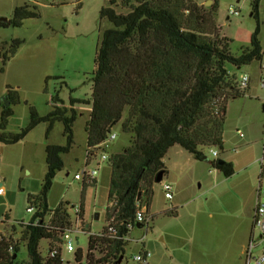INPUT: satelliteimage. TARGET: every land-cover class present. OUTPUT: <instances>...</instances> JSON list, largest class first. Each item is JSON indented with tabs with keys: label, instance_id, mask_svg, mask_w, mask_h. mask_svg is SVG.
Listing matches in <instances>:
<instances>
[{
	"label": "rangeland",
	"instance_id": "obj_1",
	"mask_svg": "<svg viewBox=\"0 0 264 264\" xmlns=\"http://www.w3.org/2000/svg\"><path fill=\"white\" fill-rule=\"evenodd\" d=\"M30 1L37 6L40 17L25 19L20 27H0V46L15 38L24 40L5 64L0 59V69L4 68L0 70V99L8 85L18 89L21 97V102L12 107L3 129L7 133H16L28 125L31 105L40 115L49 113L55 95L66 105L71 98L91 99L97 50L105 29L113 25L101 16L108 0ZM253 1L198 0L206 7L218 4L216 23L221 27L222 36L231 40L230 49L234 54L251 46L257 28L264 49V0H259L257 15ZM23 2L0 0V16L10 19L15 7ZM231 6L239 10L238 15L229 13ZM116 9L127 11L121 6ZM228 69L237 76L251 71L256 76L253 89L247 88L243 96L231 99L227 105L221 155L238 159L234 174L226 177L204 159L187 160V155L192 157L190 152L176 145L164 158L168 173L154 185L148 209L151 221L148 226L131 230L125 253L117 264H138L133 258L142 251L151 253L150 264H245L243 250L252 235L254 177L259 168L255 158L261 155L264 144V87L259 85L257 77L263 72L257 61L240 68L228 64ZM76 108L74 144L69 153L63 154L65 166L56 175L48 203L51 208L62 201L69 203L75 248H81L86 257L90 234L100 233L107 223L111 168L108 160H102V155L122 151L130 145V135L123 132L121 122L113 127L116 138L103 146L87 165L90 170L98 168L96 182L83 189V180L76 179L75 175L83 172L87 161L86 124L91 108L85 103L77 104ZM63 131V123L57 122L47 136V123L41 122L19 142L0 143V182L6 188V194L0 196V236L6 226L32 219L34 213L29 210L27 196L41 190L47 171L46 145L65 144ZM219 149L206 148L204 155L208 160H215L211 150ZM189 161L198 164L197 171H192ZM180 175L185 177L177 181ZM170 180L174 181L175 190L172 201L165 197L162 188ZM81 204L83 216L79 229L87 232L76 231L73 206ZM171 210L176 214H170ZM39 247L41 255L47 258L49 239H42ZM101 255L95 252V259ZM62 257L64 264H75V252H66L64 244ZM27 259L26 247L22 246L17 263Z\"/></svg>",
	"mask_w": 264,
	"mask_h": 264
},
{
	"label": "trees",
	"instance_id": "obj_2",
	"mask_svg": "<svg viewBox=\"0 0 264 264\" xmlns=\"http://www.w3.org/2000/svg\"><path fill=\"white\" fill-rule=\"evenodd\" d=\"M108 1L101 16L113 25L105 29L97 50L90 100L71 98L66 105L55 95L49 113L40 115L31 105L28 125L16 133H7L3 129L12 107L21 102L19 90L8 85L0 99V143L19 142L41 122L47 123V136L57 122H62L66 138L63 145H46L47 171L42 188L27 196L34 215L29 222L6 226L0 236V264H19L22 246L28 255L22 264H64L63 236L72 227L69 203L62 201L51 208L48 193L65 166L63 154L69 153L74 144L77 104L91 107L86 124L87 165L108 142L116 124L121 122L123 132L130 135V145L107 159L111 177L103 235L90 234L86 257L81 248L75 252V264H117L125 253L129 233L138 223L137 203L145 205L148 213L156 179L168 173L164 158L169 149L180 145L201 159L206 148L223 146L228 102L245 92L239 88V76L230 73L228 64L240 68L264 60L259 28L251 46L242 48L239 54L231 51V40L222 36L216 23L218 4L206 7L198 0ZM118 6L127 11L118 12ZM258 6L259 0H254L255 15ZM38 17L37 6L24 0L8 21H0V27H20L25 19ZM23 42L15 38L0 46L4 64ZM209 161L226 177L235 172L232 162ZM95 182L96 179L91 183L83 181V189ZM110 226L114 231H108ZM42 239H49L47 258L40 252ZM56 248L59 254L50 257L49 252ZM95 252L101 257L95 259Z\"/></svg>",
	"mask_w": 264,
	"mask_h": 264
},
{
	"label": "built area",
	"instance_id": "obj_3",
	"mask_svg": "<svg viewBox=\"0 0 264 264\" xmlns=\"http://www.w3.org/2000/svg\"><path fill=\"white\" fill-rule=\"evenodd\" d=\"M229 13L232 15H238L239 10L235 6H231L229 8ZM262 69H264V60L261 62ZM250 83V74L248 72H243L239 75V88L243 91H245L249 87ZM261 85L264 87V76L261 78ZM240 136H244V133L241 130H238ZM116 134L112 133L110 135V138L107 143H105V146L109 144L110 141L116 138ZM211 153L214 157L219 156L218 150H211ZM107 155H102V160H107ZM101 166V163L98 164V167ZM260 175L258 178L259 187H258V195H257V203L254 210V228H256L260 232V238L258 240H254L253 238L248 243L247 249H246V262L245 264H264V155L260 159ZM98 173V168L95 169H88L87 163L85 164L84 170L82 173H77L75 175L76 179L83 180L86 182L91 183L94 179H96V175ZM163 190L165 193V197L171 201L174 197V186L171 182H165L163 184ZM6 194V188L4 184H0V195L3 196ZM30 211L33 212L32 208H29ZM74 211L76 213V231H82L79 229V222L82 219L81 218V206L75 207ZM136 218H137V224H142L148 226L149 222L151 221V216L148 215L146 212L145 206L141 203H137V212H136ZM110 232L114 231L113 227H109ZM73 229L72 227L64 233L63 236V244L64 249L68 253L76 252L77 249L75 248L74 239L72 237ZM102 236V232L95 234ZM79 242V241H77ZM259 247V250L256 248ZM12 249V247H11ZM59 254V250L52 249L49 252L50 257H55ZM151 257V253L149 251H142L139 254L134 256V261L138 264H150L149 260Z\"/></svg>",
	"mask_w": 264,
	"mask_h": 264
},
{
	"label": "crops",
	"instance_id": "obj_4",
	"mask_svg": "<svg viewBox=\"0 0 264 264\" xmlns=\"http://www.w3.org/2000/svg\"><path fill=\"white\" fill-rule=\"evenodd\" d=\"M260 68L262 69V66H261V63H260ZM264 69H262V75H261V72L258 74V83H259V85H261V78L264 76V71H263ZM249 74H250V83H249V87H248V90H250L251 88H252V86L254 85V81H255V79H254V77L256 78V76H255V74L251 71V72H249ZM253 89V88H252ZM246 95H248V94H246ZM263 96H264V93L262 94ZM261 95V96H262ZM261 98V97H260ZM91 108V107H90ZM229 108V107H228ZM240 130V129H239ZM263 140H264V138H263ZM223 143H225V141L223 142ZM173 148H177L176 147V145H174L173 147H171L170 149H169V151H168V153L170 152V150L171 149H173ZM183 148V147H182ZM247 149V148H246ZM177 150V149H176ZM224 150V146L221 148V149H219L218 151H219V156L216 158V159H223L224 161H228V162H232L233 163V165H234V163H237V161H238V159L237 158H235L234 156H232V157H230V156H222L221 155V151H223ZM180 154L179 155H181L182 153L180 152V151H178ZM167 153V154H168ZM166 154V155H167ZM191 154V153H190ZM264 155V144H263V147H262V153H261V155L259 156V157H256L255 158V163L256 164H258V170H257V172H256V176L254 177V184H255V196H254V205H253V217H254V210H255V207H256V203H257V195H258V187H259V182H258V178H259V175H260V168H261V166H260V159L262 158V156ZM191 156L192 157H188V155H187V160H193L192 158H195L194 157V155H192L191 154ZM166 157V156H165ZM237 159V160H236ZM195 160H202V159H197V158H195ZM209 163H210V161L209 160H207ZM190 163H191V169H193L192 171H197V169H198V164L197 163H193V162H191V161H189ZM86 163H87V161H86ZM211 164V163H210ZM215 169V168H214ZM215 170H217L219 173H222L219 169H215ZM185 176H181L180 175V177H176V180L177 181H179L181 178V180H183V178H184ZM169 182H171L173 185H174V181H172V180H170ZM0 183H3V182H0ZM163 188V187H162ZM174 193H175V190H174ZM175 195V194H174ZM1 196V195H0ZM173 199H174V197H173ZM172 199V200H173ZM171 200V201H172ZM145 206V205H144ZM145 208H146V206H145ZM256 228H254V218H253V229H252V235L250 236V239L248 240V243L250 242V240L253 238L254 240H258L259 238H260V232L258 231V234L256 233ZM248 243H247V245H245V247H244V250H243V254H244V256H245V262H246V249H247V246H248ZM257 250H259V247L258 248H256Z\"/></svg>",
	"mask_w": 264,
	"mask_h": 264
},
{
	"label": "water",
	"instance_id": "obj_5",
	"mask_svg": "<svg viewBox=\"0 0 264 264\" xmlns=\"http://www.w3.org/2000/svg\"><path fill=\"white\" fill-rule=\"evenodd\" d=\"M0 21H8V18L5 17V16H0ZM221 148H222V146H221ZM201 159L208 160V156L207 155H202ZM223 162H224L223 159L219 160V163H223ZM162 180H163V175L161 173V174L158 175L156 181L157 182H161ZM0 184H2V183H0ZM97 217H98V215H97ZM141 226H142L141 224H137V227H141Z\"/></svg>",
	"mask_w": 264,
	"mask_h": 264
}]
</instances>
